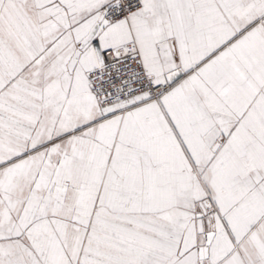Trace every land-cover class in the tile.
<instances>
[{
    "label": "snow or ice",
    "instance_id": "obj_1",
    "mask_svg": "<svg viewBox=\"0 0 264 264\" xmlns=\"http://www.w3.org/2000/svg\"><path fill=\"white\" fill-rule=\"evenodd\" d=\"M0 264H264V0H0Z\"/></svg>",
    "mask_w": 264,
    "mask_h": 264
}]
</instances>
